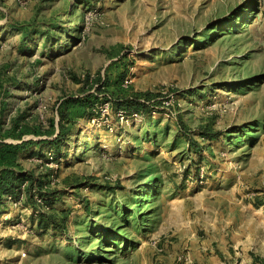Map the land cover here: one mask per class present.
<instances>
[{"label": "rangeland", "instance_id": "rangeland-1", "mask_svg": "<svg viewBox=\"0 0 264 264\" xmlns=\"http://www.w3.org/2000/svg\"><path fill=\"white\" fill-rule=\"evenodd\" d=\"M52 118L5 138L0 264H264V0H0V137Z\"/></svg>", "mask_w": 264, "mask_h": 264}, {"label": "trees", "instance_id": "trees-1", "mask_svg": "<svg viewBox=\"0 0 264 264\" xmlns=\"http://www.w3.org/2000/svg\"><path fill=\"white\" fill-rule=\"evenodd\" d=\"M125 75L126 74L123 73L118 79L115 80L116 88L112 90L113 94H115L118 100L122 101L121 104L123 106V109H125V111H127L128 113H132L135 111H148L149 105L145 100H142L140 98V94H128L127 88L123 86ZM105 83L110 84L108 79L104 80V84ZM94 95L95 94L91 93L86 97L80 99L70 97L63 101L60 106L61 119L59 120V135L63 134L64 132L65 119L72 116H77L80 109H83L85 111L88 104H91L93 102L92 97ZM31 131L36 133L43 131L48 134H53L56 131V120L55 118H52L49 128L45 130L40 129L38 126L30 127L27 124L21 123L20 120H15L13 125L10 128L6 129L4 134H2V137H0V204H2L6 194H17L21 192L22 183L26 178H29V173L19 172V170L23 169V165L20 161V152L27 146L29 140H23L21 143H15L6 141L5 138H23L26 133ZM55 141L58 142L59 139L56 138ZM33 187L34 183L32 181L30 182V185L25 188L29 201L34 200L33 193L31 192ZM67 215L68 214H66L63 218L64 220H66ZM49 217L53 218V222H55V218L52 214H50Z\"/></svg>", "mask_w": 264, "mask_h": 264}]
</instances>
